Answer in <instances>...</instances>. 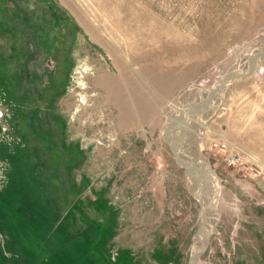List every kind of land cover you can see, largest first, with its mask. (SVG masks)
Instances as JSON below:
<instances>
[{"label": "rangeland", "instance_id": "rangeland-1", "mask_svg": "<svg viewBox=\"0 0 264 264\" xmlns=\"http://www.w3.org/2000/svg\"><path fill=\"white\" fill-rule=\"evenodd\" d=\"M0 264H264V0H0Z\"/></svg>", "mask_w": 264, "mask_h": 264}, {"label": "bare ground", "instance_id": "bare-ground-1", "mask_svg": "<svg viewBox=\"0 0 264 264\" xmlns=\"http://www.w3.org/2000/svg\"><path fill=\"white\" fill-rule=\"evenodd\" d=\"M122 58H123V57H122ZM119 61L121 62L122 67L125 68V67H126V63H125L122 59H120V58H119ZM103 77H104V76H103ZM105 80H106V79H103L102 82L106 83ZM131 84H132V83H131ZM131 96H132V95H131ZM133 102H134V101H133Z\"/></svg>", "mask_w": 264, "mask_h": 264}]
</instances>
